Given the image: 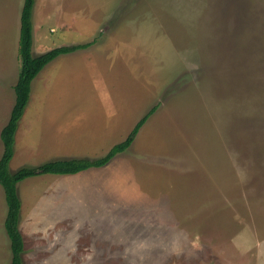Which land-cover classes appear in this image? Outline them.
Segmentation results:
<instances>
[{
  "label": "rangeland",
  "instance_id": "374dc122",
  "mask_svg": "<svg viewBox=\"0 0 264 264\" xmlns=\"http://www.w3.org/2000/svg\"><path fill=\"white\" fill-rule=\"evenodd\" d=\"M57 2L83 8L82 0ZM85 2L92 21L117 11L98 27L97 42L117 36L134 44V82L109 79L102 91L133 93L138 119L158 107L132 149L145 190L134 191V225L105 244L118 239L114 255L134 260L69 264H264V0ZM23 4L0 0V64L6 42L8 49L15 37L19 43ZM52 12L44 26L48 50L90 39L75 21L63 27ZM17 54L20 66L19 47ZM82 67V61L67 65L65 77L44 85L40 79L34 90L81 94ZM0 221V264H10ZM73 242L75 256L90 255V238L76 235ZM28 257L24 264L57 263Z\"/></svg>",
  "mask_w": 264,
  "mask_h": 264
},
{
  "label": "crops",
  "instance_id": "0c3cea01",
  "mask_svg": "<svg viewBox=\"0 0 264 264\" xmlns=\"http://www.w3.org/2000/svg\"><path fill=\"white\" fill-rule=\"evenodd\" d=\"M82 2L83 8L75 12V9H67L62 4L59 6L57 0H36L33 11L34 55L50 48L47 45L50 34L44 26L55 16L53 10L63 27L73 26L76 22L84 34L90 35L88 40L72 41L68 45L95 40L100 33L98 27L104 21H110L117 12H112L101 22L92 21L88 13L90 8L85 7L90 6L89 3ZM53 30L50 29L51 32ZM118 38L114 36L106 42L107 38L104 42L98 41L88 48L59 56L33 81L30 101L15 136L11 172H15V162L36 166L54 159L99 158L131 133L146 114L138 119V113L134 112V94L102 91V86L109 79L134 82V44L124 45ZM7 42L0 64V159L4 153L1 131L8 123L16 101L14 85L20 71L18 37H15L11 49H8L10 45ZM80 61L83 62L85 92L62 94L41 92L40 88L39 91L34 90L38 80L41 79L44 85L65 77L68 74L66 66ZM101 67L105 72H98ZM134 143L106 165L92 166L73 174L33 176L18 183L24 260L29 258L28 255L35 260L56 261L54 264L96 258L97 261L134 260L114 255L120 245L118 239L117 244L105 246L108 238L120 236L125 227L134 225V191L144 193L142 179L140 182L138 169L134 166ZM0 214V220L5 222L7 214ZM76 235L90 238L87 247L90 255L75 256L73 238ZM102 247L105 248L103 253Z\"/></svg>",
  "mask_w": 264,
  "mask_h": 264
},
{
  "label": "trees",
  "instance_id": "16d2710c",
  "mask_svg": "<svg viewBox=\"0 0 264 264\" xmlns=\"http://www.w3.org/2000/svg\"><path fill=\"white\" fill-rule=\"evenodd\" d=\"M36 0H24L21 11L22 37L19 41L20 71L14 85L16 101L12 108L8 123L1 131L4 143V153L0 159V184L4 188L8 211L4 222L6 233L10 239L12 260L10 264H24V240L20 231L21 199L17 185L22 180L43 174H73L92 166L108 164L118 153L127 150L135 141L140 129L155 113L158 104L152 107L135 125L127 138L113 146L102 157L54 159L36 166H23L15 172L10 171V162L15 153V136L26 107L30 101L33 81L41 71L52 61L63 54L85 49L97 42V39L74 45H64L50 49L42 54L34 55V24L33 11Z\"/></svg>",
  "mask_w": 264,
  "mask_h": 264
}]
</instances>
